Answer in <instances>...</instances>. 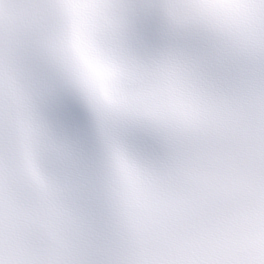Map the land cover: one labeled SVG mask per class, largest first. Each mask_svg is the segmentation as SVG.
<instances>
[{"label":"snow or ice","instance_id":"snow-or-ice-1","mask_svg":"<svg viewBox=\"0 0 264 264\" xmlns=\"http://www.w3.org/2000/svg\"><path fill=\"white\" fill-rule=\"evenodd\" d=\"M0 264H264V0H0Z\"/></svg>","mask_w":264,"mask_h":264}]
</instances>
